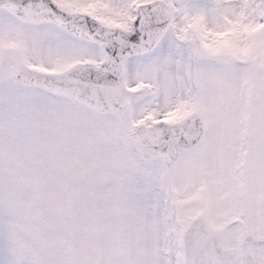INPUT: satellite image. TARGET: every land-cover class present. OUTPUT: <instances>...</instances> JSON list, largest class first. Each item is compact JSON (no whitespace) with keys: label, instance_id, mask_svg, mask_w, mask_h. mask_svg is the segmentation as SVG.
Masks as SVG:
<instances>
[{"label":"snow or ice","instance_id":"obj_1","mask_svg":"<svg viewBox=\"0 0 264 264\" xmlns=\"http://www.w3.org/2000/svg\"><path fill=\"white\" fill-rule=\"evenodd\" d=\"M0 264H264V0H0Z\"/></svg>","mask_w":264,"mask_h":264}]
</instances>
